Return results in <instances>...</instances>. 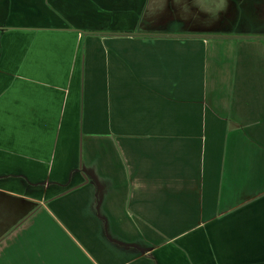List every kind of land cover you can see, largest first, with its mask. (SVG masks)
<instances>
[{"label":"crops","instance_id":"0c3cea01","mask_svg":"<svg viewBox=\"0 0 264 264\" xmlns=\"http://www.w3.org/2000/svg\"><path fill=\"white\" fill-rule=\"evenodd\" d=\"M56 4L0 0V264H264V41L205 68Z\"/></svg>","mask_w":264,"mask_h":264},{"label":"rangeland","instance_id":"374dc122","mask_svg":"<svg viewBox=\"0 0 264 264\" xmlns=\"http://www.w3.org/2000/svg\"><path fill=\"white\" fill-rule=\"evenodd\" d=\"M82 1L75 0L79 7L68 12L66 0H58L56 7L74 24L77 23V27L82 22H90L93 29L85 32L89 39L97 35L129 36L134 33L153 38L204 42V48L207 46L209 50L206 53L205 49L203 53L208 61L205 68H208L209 57L213 53L211 46H216V54H224L229 46L224 42L230 43L232 52L237 53L238 46H244L245 42L264 41V0H91L90 11L87 9L89 5ZM82 10L85 15L80 14ZM45 15L44 12L40 23H48L49 17ZM112 22L121 25L111 29ZM95 25L97 30H94ZM216 54L213 56L217 60ZM223 65L214 61L213 69L223 68ZM225 73L226 70L223 75Z\"/></svg>","mask_w":264,"mask_h":264}]
</instances>
